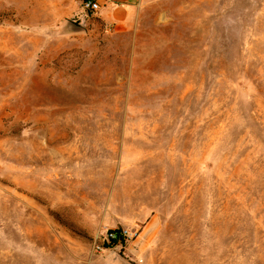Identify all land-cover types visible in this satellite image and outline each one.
Wrapping results in <instances>:
<instances>
[{
  "label": "rangeland",
  "instance_id": "374dc122",
  "mask_svg": "<svg viewBox=\"0 0 264 264\" xmlns=\"http://www.w3.org/2000/svg\"><path fill=\"white\" fill-rule=\"evenodd\" d=\"M106 1L0 0V264H264V0Z\"/></svg>",
  "mask_w": 264,
  "mask_h": 264
},
{
  "label": "crops",
  "instance_id": "0c3cea01",
  "mask_svg": "<svg viewBox=\"0 0 264 264\" xmlns=\"http://www.w3.org/2000/svg\"><path fill=\"white\" fill-rule=\"evenodd\" d=\"M134 0H107V15L110 19H116L117 17L124 14L129 16L131 9L133 8Z\"/></svg>",
  "mask_w": 264,
  "mask_h": 264
},
{
  "label": "built area",
  "instance_id": "2783aa9c",
  "mask_svg": "<svg viewBox=\"0 0 264 264\" xmlns=\"http://www.w3.org/2000/svg\"><path fill=\"white\" fill-rule=\"evenodd\" d=\"M102 0H84V7L87 9H90L92 11H97L102 6ZM124 234L127 236V233L125 230H123ZM117 234L115 232H109L108 239L115 237Z\"/></svg>",
  "mask_w": 264,
  "mask_h": 264
},
{
  "label": "trees",
  "instance_id": "16d2710c",
  "mask_svg": "<svg viewBox=\"0 0 264 264\" xmlns=\"http://www.w3.org/2000/svg\"><path fill=\"white\" fill-rule=\"evenodd\" d=\"M109 232H115L117 234L115 237L109 238L111 244H117L120 241H125L127 239L121 227L110 229Z\"/></svg>",
  "mask_w": 264,
  "mask_h": 264
},
{
  "label": "water",
  "instance_id": "95a60500",
  "mask_svg": "<svg viewBox=\"0 0 264 264\" xmlns=\"http://www.w3.org/2000/svg\"><path fill=\"white\" fill-rule=\"evenodd\" d=\"M70 27H71L73 30H76V31H78V30H81V29H82V27H81V26L77 25V24H76V23H74V22H70Z\"/></svg>",
  "mask_w": 264,
  "mask_h": 264
}]
</instances>
